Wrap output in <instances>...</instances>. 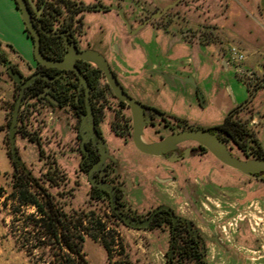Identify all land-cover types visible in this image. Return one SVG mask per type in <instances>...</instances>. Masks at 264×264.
I'll return each mask as SVG.
<instances>
[{"label": "rangeland", "instance_id": "374dc122", "mask_svg": "<svg viewBox=\"0 0 264 264\" xmlns=\"http://www.w3.org/2000/svg\"><path fill=\"white\" fill-rule=\"evenodd\" d=\"M81 1L89 5L110 6L113 4L112 0ZM173 1L175 0H116L115 3L124 8V14L132 27L140 24L153 12ZM31 2L34 6V2ZM211 4H213L212 0L196 2L180 0L163 16L152 21L162 22L165 18L172 16H176L179 21H182L186 16L187 9L195 11L201 5L209 6ZM226 5L227 0L220 1V6L226 7ZM82 15L84 27L81 28L80 33L86 31L87 34L81 38L82 44L86 45V40H88L89 45L94 47L93 49L100 51L113 64L112 62L118 59L121 54L119 50L120 34L123 25L124 28L126 27L125 23L122 22L118 12L114 9L107 11L86 10ZM210 25V29L204 28L203 31L212 30L214 25ZM203 26L207 27L208 23ZM196 33L197 29L189 28L185 36L192 38ZM207 33L210 35V32ZM126 35L129 42L135 44L134 39L138 34L127 33ZM103 43L112 45V52L100 48ZM89 45L86 46L89 47ZM6 67L0 63V80L9 79L12 81ZM240 83L242 89L248 93L244 83ZM18 93L19 90L14 87L11 100L1 101V104L7 108V112L3 123V140L0 134V264H69L66 261V252L56 248L50 236L43 234L45 230L42 223L37 220L40 217L37 208L32 204L21 202L18 198L20 180L11 154H9L8 139V122L11 119L12 105ZM28 103L34 105L27 112L29 113L26 118L27 130L42 138L40 141L43 154L42 157L39 156V145L35 142L29 149L30 156L27 157L22 145L24 136L17 132L19 145L17 148L22 159L25 158L23 161L26 168L51 195L56 205L69 217L76 219L83 213L93 211L107 223L106 231L109 232L108 239L111 242L110 257L108 258L106 249L98 240H93L90 236L85 235L82 251L89 264H168L169 234L167 232L128 227L111 215L108 199L97 200L91 197L89 179L79 167L80 140L76 134L79 125L78 118L71 117L70 134H64L58 138L53 119H51L53 113L48 114V110H42V107L40 108L34 99H30ZM240 109L238 117L246 121L264 149V110L256 111L248 108L247 104ZM3 117L4 112L0 109V122ZM190 124L208 128L203 123ZM65 126L68 127V125ZM66 130L68 129L66 128ZM105 134L125 153L124 148L121 147L122 143L117 137L113 134L109 135V131H105ZM225 142L233 154L244 157L241 150L232 141ZM131 149L135 151L134 147ZM203 161L207 165H216V168L222 171L224 176L231 177L229 180L234 182L240 192L239 195L242 196L245 193L247 196L224 205L211 198L207 192H204L205 190L202 191L200 185H203L205 180L212 179L210 175L207 176L206 170L201 172L193 170V172H189L198 181L196 189L180 187L174 183L163 184L160 185L162 190L157 193L159 196L154 199L158 200L157 203L166 201L181 214L193 218L199 227H203L204 231L219 236V242L225 246L226 250L230 249L226 252L219 249L215 243H210L206 256L208 264H264V172L262 177L248 176L237 169L221 165V162L210 153ZM203 168L208 169L209 167ZM52 172L57 174L54 175ZM46 177H52L55 181L50 183ZM181 190H183L182 193H180ZM152 206L148 205L143 211L147 212L146 210ZM91 230L95 231L93 228Z\"/></svg>", "mask_w": 264, "mask_h": 264}, {"label": "crops", "instance_id": "0c3cea01", "mask_svg": "<svg viewBox=\"0 0 264 264\" xmlns=\"http://www.w3.org/2000/svg\"><path fill=\"white\" fill-rule=\"evenodd\" d=\"M220 1L212 0L213 4L201 5L195 11L187 9L182 21L176 16L167 17L162 22L150 21L133 33L123 25L119 45L121 54L112 62L113 68L126 87L149 105L159 108L171 119L179 117L189 123H203L207 127H214L232 109L246 101L254 89L256 92L247 103L248 108L264 110V0H227L226 7L220 6ZM207 23V27L203 26ZM210 24L214 25V28L203 31L210 29ZM137 25L131 28L135 29ZM189 28L197 29L196 35L192 38L185 36ZM204 32H210V37L206 41L201 40V33ZM127 33L138 34L134 39L135 44L129 42ZM84 36H87L86 31ZM89 44L90 42L86 40V45ZM86 45L83 44L88 47ZM231 45L238 47L244 54V60L238 65L229 59L227 51ZM89 47L94 48L90 45ZM100 48L112 52V45L103 43ZM0 51L8 62L16 65L23 74H29L34 70L36 60L33 54V41L26 31L14 0H0ZM249 75L252 76L251 85L255 84L256 79L261 85L249 90L245 81ZM240 82L244 83L248 93L242 89ZM198 89L202 99L198 96ZM13 93V82L9 79L0 80V109L4 112L0 125H3L7 112L1 101H10ZM70 118V113L62 110L53 113L51 119L57 130L56 137L70 134ZM0 134L3 140V129L0 130ZM17 141L16 138L18 145ZM34 143L23 137L22 145L27 157L30 156L29 149ZM124 158L137 162L150 160L131 147L126 149ZM123 168L134 180L138 179L136 169L141 173L140 179L144 178L141 185L143 194L140 189L135 188L133 180L128 181L132 205L145 209L148 205L156 204L158 200L154 197L159 196L157 193L162 190L160 185L168 184L165 183L167 175L164 169ZM195 170L198 172L206 170L207 176L210 175L212 179L205 180L204 184V180L201 182L202 191L205 190L204 192L211 198L224 205L247 196L245 193L239 195L240 192L234 182L229 180L231 177L224 176L222 171L203 167ZM200 228L203 229L201 226Z\"/></svg>", "mask_w": 264, "mask_h": 264}, {"label": "flooded vegetation", "instance_id": "af4514ba", "mask_svg": "<svg viewBox=\"0 0 264 264\" xmlns=\"http://www.w3.org/2000/svg\"><path fill=\"white\" fill-rule=\"evenodd\" d=\"M28 3L33 16L36 18L34 23L40 32V37L43 36V38H46L58 36L62 38V48L64 50L61 57H52L54 55L50 50L52 47L44 42V51L42 48L41 50L46 56L54 59H61L64 56L65 52L67 51L64 35L69 36L70 41H75V44L79 49L90 48L83 46L81 42V38L84 37L85 33V31L80 33L81 28L84 27L83 15L81 19V27H79L78 21L73 18L66 21V23L58 22L53 27V30H49L40 19L39 14L32 5L31 0H28ZM95 6L94 9L100 10ZM105 6V9L102 11L111 9L110 6ZM60 32L64 33V35L59 34ZM29 35H31L30 32ZM7 62V58L0 51V63L7 67L9 65H13L15 70L20 71L16 65ZM75 64L88 80L90 86L88 91L86 90L85 86L80 83L77 73L72 69L61 70L54 66L42 65L36 61L34 70H32L29 74H23L21 71L20 72L25 78H28L36 72H41L42 74L47 75L49 79L38 76L35 79V82L28 87V89L32 87V92H35L33 99L40 106V108L42 107V110H48L49 113H54L56 110H62L64 112L70 113V116L73 119L75 117L78 118L79 125L82 115L87 112L86 98L89 97L93 110V120L96 132L91 130L86 131L88 137L84 142V146H82V136L79 133V125L77 126L76 134L80 140L79 150L81 152V159L79 161L80 169L84 171L89 178V171L92 167H96L93 170V176L97 181L106 182L114 187L116 194L115 207L127 215L144 219L148 217L157 206L166 204L172 207L176 215L190 219L192 221V231L190 230V227L186 221L178 219L176 222H174L168 210L160 209L154 214L151 224L145 228L157 229L161 232H167L169 234V248L167 251L168 264H179L174 259H172V256L175 250L174 247L176 237H178L180 234L184 236V242L180 248L181 250H198L201 252V258L199 261H188L187 264H208L207 257L204 258L202 249L203 247L205 248V256H207L210 243H215L219 249L226 250L222 243H218L220 237L217 235H211L207 231H204L197 225L196 220L181 214L173 205L167 203L166 201H160L159 203L153 205L150 209L146 210L147 212H144L143 209L133 206L130 201L131 196L129 193L128 181L133 180L135 188L140 189V192L143 194L144 192L141 190V185L144 183V178L140 179L141 173L138 169H136V177H138V179L134 180L132 175L128 173V171H126V169L123 167H162L167 175V181L165 183H175L180 187L184 186L196 189L198 181L194 175L190 174V172H193V170L198 169L199 167H209L211 170H218L216 165H207L203 161L206 155H208L210 152H208L205 147L194 141L181 142L177 144L176 148L166 152L163 155H150L140 152L135 148L132 141L133 119L129 104L125 101L119 100L111 90L110 86L109 89L104 85L106 82L105 75L99 78V83L97 85L93 83V78L90 72L92 65H94L93 63L78 58ZM110 65L124 90L130 96L139 100L144 106L147 120V124L143 131L144 140L147 142L158 141L168 134L182 129L178 126V123L168 117L165 113H163V111L157 107L149 105L139 95L126 87L111 63ZM67 71L73 72L77 79H67L65 77V72ZM8 75L11 78L13 84H17L13 81L9 73ZM105 131H109V135L113 134L121 141V147L124 148L123 150L126 151V149H129L130 147H134L135 151L142 153V155H146L150 160L147 162H137L133 159L124 158V152L122 149L115 145L111 138L106 136ZM219 135L221 138H223V134L220 131ZM133 158L136 159L135 157ZM221 165L224 164L221 163ZM90 188L91 190L100 189L106 192L107 194L104 197H108L111 206V199L108 191L98 187L97 185H92L91 183ZM182 192L183 190L180 191V193ZM112 211L114 210L112 209ZM114 213L116 214L115 211ZM171 248L172 254L169 256V251Z\"/></svg>", "mask_w": 264, "mask_h": 264}, {"label": "water", "instance_id": "95a60500", "mask_svg": "<svg viewBox=\"0 0 264 264\" xmlns=\"http://www.w3.org/2000/svg\"><path fill=\"white\" fill-rule=\"evenodd\" d=\"M113 4L110 5L111 9H114L118 12V15L125 23L128 31L130 33L135 32L140 29L142 26L152 21L153 19L159 18L163 16L170 8L175 6L180 0H175L171 3L166 4L163 8L156 10L147 18H145L140 24L137 25L135 29L131 28V24L124 14V8L121 5L116 4V0H112ZM18 9L20 10L22 20L31 34V38L33 40V54L35 60L45 66H54L61 70H74L79 79L80 83L85 86L88 91L90 86L87 78L84 76L82 71L77 67L76 60L78 58L93 63L95 66L99 67L104 75L106 82L109 84L111 90L117 96V98L121 101H125L129 104L131 109V115L133 119V131H132V141L136 149L140 152L150 154V155H163L166 152H169L176 148L177 144L186 141H194L199 145L205 147L208 152H210L219 162L224 165H227L231 168L237 169L242 173L252 176V177H262V173L264 172V156L263 157H239L232 153L231 149L227 146L226 142L220 137L219 131L212 128H203V127H194V128H186L178 131H174L167 136L163 137L158 141L147 142L143 138V131L147 124L146 114L144 111L143 104L130 96L121 85L117 76L114 74L112 67L106 57L98 50L93 48H84L79 49L75 41H70L69 36L64 35V33L60 32L59 34L64 35L65 43L67 46V51L61 59H54L46 56L41 50V37L38 28L36 27L34 21L35 17L32 14L30 9L28 0H15ZM100 10L105 9V5L97 4L95 6ZM8 73L11 75L13 81L20 85V90L18 95L16 96L13 110L11 114L10 123L8 126V139H9V147L11 158L15 162L17 166L22 167L26 172L31 174V172L26 168V165L19 155L16 138H17V128H18V119L21 105L24 103L26 92L28 87L35 82V79L40 76L42 78L49 77L41 72L33 73L28 78H25L24 75L19 71L15 70L13 65H9L7 67ZM166 76V74H164ZM256 89L252 91L249 95V98L244 101L241 105H239L238 109L244 107L249 101L252 100ZM198 96L202 99V94L198 89ZM87 101V112L82 115L81 122L79 125V133L82 136L81 144L84 146V142L87 140L86 131L91 130L95 131V125L93 120V110L89 100V97L86 98ZM96 167H92L89 171V182L92 185H97L98 187L106 190L110 194L111 199V207L122 220L123 224L131 228H145L151 224V221L154 218V214L160 209H166L170 212L174 222L178 219H182L186 221L192 231V221L187 218L180 217L174 213L172 207L166 204H162L157 206L153 212L144 219H139L130 215H127L115 207V190L114 187L106 182H99L93 176V170ZM220 244V242L218 241ZM204 258L205 256V248L203 247ZM172 254V248L169 251V256Z\"/></svg>", "mask_w": 264, "mask_h": 264}, {"label": "trees", "instance_id": "16d2710c", "mask_svg": "<svg viewBox=\"0 0 264 264\" xmlns=\"http://www.w3.org/2000/svg\"><path fill=\"white\" fill-rule=\"evenodd\" d=\"M31 1L34 2V7L38 12L40 19L49 30H53V27L56 23H66V21L73 18L78 21L79 27H81L83 12L86 10H94L95 6L86 4L81 0ZM26 31L29 35L27 28ZM29 36L31 37V35ZM209 37V33H201L202 41H206V39ZM44 42L52 47L50 48V50L55 55H53L52 57H61L64 50L62 48V38L58 36L43 38L42 36L41 48L43 51ZM90 72L93 78V83L97 85L99 83V78L104 76L103 71L99 67L92 65ZM65 77L67 79H77L74 73L71 71L65 72ZM246 83L249 90H253L254 88H257L261 85L259 80L257 79L254 85H251L250 82ZM104 85L109 88V85L106 82ZM14 87L17 90L20 89L19 85L17 84H14ZM34 96L35 92H32L31 87L26 92L24 103L20 108L18 119L19 125L17 132H20L22 136L27 137L30 141L36 142L39 145V156L42 157L43 150L41 148L42 143L40 141V138L27 130L26 118L29 116V113L27 112L34 105L28 102L30 99H33ZM24 106H26V109H24ZM240 110L241 109L238 108L232 109L228 114H226V116L219 124L210 128L220 131L223 134L222 139L224 141H232L241 150L244 156L263 157L264 149L260 141L256 137L253 130L248 127L246 121H243L238 117V113L240 112ZM172 119L176 123H178V126L182 129L198 127L190 124L186 119H182L179 117H172ZM9 123L10 120L8 124ZM2 129H4L3 125H0V130ZM9 154H11L10 151ZM15 166L17 176L20 180L18 198L21 202L32 204L37 208V211L40 214V217L37 220L42 223L45 230L43 234L50 236V238L52 239V243L56 248L62 249L66 252V261L69 262V264H89L82 251L85 235L90 236L93 240H98L106 249L108 258L110 257L111 242L108 239L109 232L106 231L107 223L101 216L95 215L93 211H90L87 213H83L76 219L69 217L67 213L62 211L56 205L51 195L47 193L45 188L39 184L38 179L34 178L22 167L17 166L16 164ZM52 174L56 175L57 173L52 172ZM46 178L50 181V183H53L55 181L52 177ZM106 194V192L100 189L91 190V197L97 200L108 199V197H104ZM109 208L111 211V215L122 222L121 219L114 213V211H112L110 204ZM92 228L95 231H92ZM183 242L184 236L182 234L176 237L174 247L175 250L173 252L172 259H174L179 264H187L188 261H199L201 258V252L198 250H181L180 248L182 247Z\"/></svg>", "mask_w": 264, "mask_h": 264}, {"label": "built area", "instance_id": "2783aa9c", "mask_svg": "<svg viewBox=\"0 0 264 264\" xmlns=\"http://www.w3.org/2000/svg\"><path fill=\"white\" fill-rule=\"evenodd\" d=\"M227 52H228L230 61L235 65H238L241 61L244 60V54L235 45L229 46ZM245 81L251 82L252 76H250V75L246 76Z\"/></svg>", "mask_w": 264, "mask_h": 264}]
</instances>
